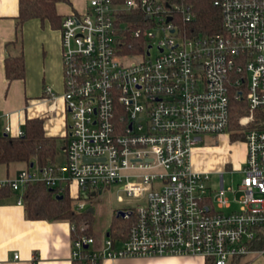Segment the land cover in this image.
<instances>
[{
	"label": "built area",
	"instance_id": "built-area-1",
	"mask_svg": "<svg viewBox=\"0 0 264 264\" xmlns=\"http://www.w3.org/2000/svg\"><path fill=\"white\" fill-rule=\"evenodd\" d=\"M212 3L218 32L194 31L190 0H86L62 14L64 160L18 168L0 176V188L17 192L18 204L33 181L76 200L110 185L138 199L119 209L129 218L123 236L96 239L79 225L70 241L74 263L264 256V127H248L264 110V0ZM235 99L243 100L237 122L246 153L238 182L226 186L222 172L213 183L210 171L192 168L190 152L202 134L230 130ZM2 134L23 129L13 134L5 124ZM233 201L237 207L225 209ZM83 206L78 200L73 209Z\"/></svg>",
	"mask_w": 264,
	"mask_h": 264
},
{
	"label": "crops",
	"instance_id": "crops-1",
	"mask_svg": "<svg viewBox=\"0 0 264 264\" xmlns=\"http://www.w3.org/2000/svg\"><path fill=\"white\" fill-rule=\"evenodd\" d=\"M85 3L86 0H58L55 11L62 16L71 9L82 10ZM17 10L18 0H0V129L7 124L14 134L17 129L23 128L26 118L38 117L44 133L54 136L55 143L59 140L62 149L68 114L61 95L63 84L59 21L52 25L47 19L30 17L17 27ZM19 53L23 56L24 74L22 77L8 79L4 67L5 58H13ZM47 86L54 96L46 92ZM241 142L237 168L241 167L246 153L244 143ZM196 149L193 147V151ZM56 156L57 150L52 161L61 163L64 160L63 151L62 160H57ZM18 162L23 164L22 167L30 165L24 161ZM18 162L3 163L4 170L0 176L12 175L18 168H22L19 165L13 166ZM197 162L198 156H195L191 166L193 164L195 169L206 171ZM70 186L71 192H74V183ZM64 194L72 201L69 193H63L62 197ZM16 198L17 192L11 189L8 195L0 197V264H74L70 258V220L29 218L25 215L22 200L18 204ZM104 229V232L96 230L93 236L99 239L108 231L112 233L111 229ZM117 233H121L120 236L124 234L115 231ZM13 253L18 256L13 258ZM239 262L264 264V256L248 255L241 257ZM97 264H205V258L198 254L138 255L104 259Z\"/></svg>",
	"mask_w": 264,
	"mask_h": 264
},
{
	"label": "trees",
	"instance_id": "trees-1",
	"mask_svg": "<svg viewBox=\"0 0 264 264\" xmlns=\"http://www.w3.org/2000/svg\"><path fill=\"white\" fill-rule=\"evenodd\" d=\"M58 0H18V10L16 15L17 27L20 23L30 17H36L40 20L47 19L50 24L60 23L61 14L55 11V3ZM213 0H190L193 7L194 31L218 32L221 28L220 11L212 3ZM6 77L8 79L22 77L23 56L15 55L13 58L6 57L4 63ZM243 100L235 99L231 101L230 126H235L229 133L232 139L244 138V126L237 122V116L244 113L242 108ZM264 127V110L256 111L250 125ZM230 127V128H231ZM23 134L20 135H0V164L9 162L24 161L33 162L37 165H44L52 161L57 149L55 137L45 134L41 127V119L38 117L26 118L23 124ZM22 193V203L25 215L29 218L44 219H63L67 218L74 226L72 236L77 232L84 230L87 234L96 235L92 232L90 223L91 215L88 211H75L71 204V199L64 194L62 198H56L52 191L45 187L40 181L26 184ZM10 188L4 186L0 188V197L9 194ZM80 219H84L83 229H79ZM82 221V220H81ZM114 227L113 224L109 225ZM127 224L122 226V234L126 231ZM112 231V229H111ZM240 258L234 259L230 264H240ZM78 264V263H74ZM205 264H212L210 259H205ZM242 264V263H241Z\"/></svg>",
	"mask_w": 264,
	"mask_h": 264
},
{
	"label": "rangeland",
	"instance_id": "rangeland-1",
	"mask_svg": "<svg viewBox=\"0 0 264 264\" xmlns=\"http://www.w3.org/2000/svg\"><path fill=\"white\" fill-rule=\"evenodd\" d=\"M60 7V6H59ZM61 10L62 7H60ZM231 127V126H230ZM238 128V127H237ZM232 126L230 130L224 131L219 134H202L201 140L198 141L193 147L197 148L193 151L191 149V160L198 156V166L201 169L210 171L209 181L215 183L218 179L220 171L222 172L223 182L226 186L229 184L235 185L241 175L238 170L237 164L239 163L243 138L232 139L229 137L232 129H237ZM57 143V160H62V149L60 141ZM245 147V143H244ZM200 162V163H199ZM22 167L23 164L16 163L13 166ZM204 167V168H202ZM192 168H194L192 164ZM4 170V164H0V173ZM231 196V195H230ZM232 197V196H231ZM84 201V206L79 211H86L88 207H93L91 215L90 227L92 232L100 231L104 232V228H109L110 224H113L112 233L115 231L122 232V226L129 223V218L117 215L116 211L122 209V207H129L136 203L138 199L126 196L120 192L115 185L106 186L102 191L89 194L81 199H72V207L77 201ZM237 205L233 201L231 205L225 209L236 208ZM82 220V221H81ZM80 223H85L84 219H80ZM109 226V227H108Z\"/></svg>",
	"mask_w": 264,
	"mask_h": 264
},
{
	"label": "water",
	"instance_id": "water-1",
	"mask_svg": "<svg viewBox=\"0 0 264 264\" xmlns=\"http://www.w3.org/2000/svg\"><path fill=\"white\" fill-rule=\"evenodd\" d=\"M31 165H32V162L30 163V166H31ZM55 197H56V198H62V194H56ZM92 210H93V207H88V208L86 209V211H88V212H92ZM122 213H123L122 210H117V212H116L117 215H122Z\"/></svg>",
	"mask_w": 264,
	"mask_h": 264
}]
</instances>
